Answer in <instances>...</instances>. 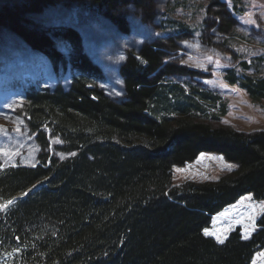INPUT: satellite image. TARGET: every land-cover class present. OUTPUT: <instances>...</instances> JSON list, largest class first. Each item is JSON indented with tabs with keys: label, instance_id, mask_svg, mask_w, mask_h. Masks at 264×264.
<instances>
[{
	"label": "trees",
	"instance_id": "obj_1",
	"mask_svg": "<svg viewBox=\"0 0 264 264\" xmlns=\"http://www.w3.org/2000/svg\"><path fill=\"white\" fill-rule=\"evenodd\" d=\"M146 1L90 0L87 6L128 32L125 5L144 8ZM60 33L75 52L71 59L44 33L31 45L57 70L70 60L77 75L68 89L29 90L28 130L43 150L35 167L0 170V201L27 192L0 212V247L16 246L19 264H252L264 250V212L249 240L237 230L220 244L204 232L213 215L241 197L264 200V131L206 121L202 102L166 80L194 71L164 65L170 46L158 40L119 64L125 100L118 102L92 85L102 71L79 32ZM229 81L239 82L235 75ZM245 85L264 94V81ZM48 135L56 150L76 155L57 157ZM204 152L223 155L238 169L217 181L175 185L174 168Z\"/></svg>",
	"mask_w": 264,
	"mask_h": 264
},
{
	"label": "rangeland",
	"instance_id": "obj_2",
	"mask_svg": "<svg viewBox=\"0 0 264 264\" xmlns=\"http://www.w3.org/2000/svg\"><path fill=\"white\" fill-rule=\"evenodd\" d=\"M89 1L0 0V170L39 164L43 146L28 130L29 90L68 89L77 74L70 60L55 69L48 56L31 45L32 38L38 33L50 36L71 59L75 52L60 33L69 28L79 32L85 53L102 71L92 85L114 100H125L119 64L129 52L138 53L145 44L158 40L170 46L167 64L194 71L169 75L166 80L202 102L199 114L206 121L244 133L264 131V94H251L245 85L264 81V0H147L144 8L129 2L125 5L128 32L118 28L109 15L90 9ZM232 75L239 80L237 84L229 81ZM48 141L54 152L50 135ZM55 152L60 159L76 155ZM236 169L238 165L224 157L207 154L187 166H176L173 181L175 185L217 181ZM23 193L0 201V212H9ZM263 209L264 202L244 196L213 218L208 236L224 243L240 227L249 239ZM0 248V264L20 263L16 246L3 243ZM255 264H264V253L256 256Z\"/></svg>",
	"mask_w": 264,
	"mask_h": 264
},
{
	"label": "snow or ice",
	"instance_id": "obj_3",
	"mask_svg": "<svg viewBox=\"0 0 264 264\" xmlns=\"http://www.w3.org/2000/svg\"><path fill=\"white\" fill-rule=\"evenodd\" d=\"M11 203H12V201H8V204H11ZM205 235H210V233L207 230H205ZM219 242L223 243V240H220Z\"/></svg>",
	"mask_w": 264,
	"mask_h": 264
},
{
	"label": "water",
	"instance_id": "obj_4",
	"mask_svg": "<svg viewBox=\"0 0 264 264\" xmlns=\"http://www.w3.org/2000/svg\"><path fill=\"white\" fill-rule=\"evenodd\" d=\"M89 88H93V86H89Z\"/></svg>",
	"mask_w": 264,
	"mask_h": 264
},
{
	"label": "bare ground",
	"instance_id": "obj_5",
	"mask_svg": "<svg viewBox=\"0 0 264 264\" xmlns=\"http://www.w3.org/2000/svg\"><path fill=\"white\" fill-rule=\"evenodd\" d=\"M166 64V61L164 62V65Z\"/></svg>",
	"mask_w": 264,
	"mask_h": 264
}]
</instances>
